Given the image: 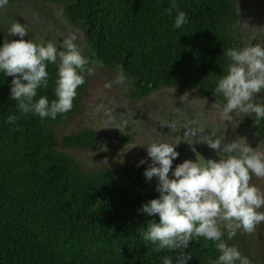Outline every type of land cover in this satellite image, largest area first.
<instances>
[{"label":"trees","instance_id":"16d2710c","mask_svg":"<svg viewBox=\"0 0 264 264\" xmlns=\"http://www.w3.org/2000/svg\"><path fill=\"white\" fill-rule=\"evenodd\" d=\"M42 1L63 7L62 42L34 25L41 40L12 51L0 31V264H264L260 246L201 190L214 182L191 183L217 169H90L70 151L94 146L98 129L58 135L105 71L132 99L167 88L220 104L237 124L229 141L264 153V102L234 74L247 46L238 0ZM74 28L87 51L68 57L61 43ZM261 164L221 170L237 182Z\"/></svg>","mask_w":264,"mask_h":264},{"label":"rangeland","instance_id":"374dc122","mask_svg":"<svg viewBox=\"0 0 264 264\" xmlns=\"http://www.w3.org/2000/svg\"><path fill=\"white\" fill-rule=\"evenodd\" d=\"M243 2L247 4V0H242L241 4H243ZM258 2L259 0H254V4H258ZM58 7H61V10L63 11L61 4H58ZM39 8L41 9L44 7L40 5ZM23 11L25 13V9ZM62 11L61 13L58 11L53 13V25L49 24L48 28L50 30H47L48 28H46L48 32H53L54 35H57L55 40H58V35H60L57 34L56 29H58V26L56 25L59 24ZM7 13H11V11L6 9L4 6H0V16L4 18V20L0 18V23H2L0 24L1 32L9 31V27H11L10 23L7 22L8 19L5 18ZM24 15L25 14H23V16ZM26 29L29 31H25V33L31 37V40L40 39L39 35L34 34L33 36L30 33V30L33 29V26H27ZM69 37L71 38L70 40L61 43L64 48L68 49V57L75 56L76 54L82 55V53L87 51V45L85 41L82 40L77 28L69 30ZM24 40L26 39L19 38L18 36L12 34L10 36H5V42L12 51L22 47V44L25 43ZM99 72L100 74L90 77L87 82L86 96L83 100L86 103L83 106L82 111L71 119V121L66 126V130L61 129L58 132V135L60 136L65 132H76L79 129L75 128V126H77V124L82 121L84 124L82 123L83 125L80 127L81 129L87 127L91 128V126H94L100 130V141L97 145L88 151L77 153L72 151L70 153L84 167H86L84 163L91 169L98 167H123L151 161V158L148 155H152L151 151L140 152L136 150L130 151L128 148L127 150L117 149L116 137L120 134L126 133L147 138L149 131L148 129L152 127L151 124H153V122L156 123L159 118H161L160 123L165 124L169 117L168 114L163 116L164 113L161 114V112H158L160 113V117H153V113L158 111V103H161V106H165L164 108H169L170 105L164 103H167L171 99L173 100V103L179 107L178 111L171 119L175 124L172 126L175 133L179 132L182 125L180 122L184 120L190 119L192 122L202 123L206 119L205 115L199 116L195 110L190 111L189 115L184 113V111L187 109L186 106H196L195 103L200 101L205 103L203 98L194 99V94L192 93L175 90H161L154 92L145 99L136 101L132 105L131 101L125 97L126 91L122 84L123 82L121 83L119 79L114 78L112 74L107 75L105 71ZM195 97L198 96L195 95ZM146 103L157 104L153 107V113L151 112L149 117L144 115V109L146 106L143 105ZM206 109L207 108L205 106H202L203 111ZM216 109L217 107L212 108L210 111V118H214L217 121V125L215 126L216 133L219 134L222 130V126L219 123L225 122L227 127L230 128V132L227 134V136L222 137V140L228 143L231 134L238 131L236 128V121L232 118H228L226 113ZM101 116H103V120H99ZM140 118H143L144 120L140 121ZM241 152L262 162L258 174L251 177L244 183L241 181L238 185V188H240L241 185V190L238 189L239 192L237 190H235V192L233 190L231 191L227 185L220 186L216 189L214 188V192H208L211 194L212 204L216 205L213 208L216 209L218 206H220L218 207L220 210H227V213L230 215V217L236 220L235 227L242 229L244 234H246V238L251 242H256L264 253V153L253 146L243 148L241 149ZM232 157L233 165L238 166L242 163V160L239 158V152H233ZM210 213L212 214V212ZM219 222H222V220ZM212 225L214 228L217 227V225H214V222Z\"/></svg>","mask_w":264,"mask_h":264},{"label":"flooded vegetation","instance_id":"af4514ba","mask_svg":"<svg viewBox=\"0 0 264 264\" xmlns=\"http://www.w3.org/2000/svg\"><path fill=\"white\" fill-rule=\"evenodd\" d=\"M41 1L42 0H17L9 4L10 6H12L10 9L6 6L5 3H1L2 4L1 6H4L6 7V9H9V11H11V13H7L6 15V18L8 19L7 22L10 23L11 27H9V31L1 32L4 35V37L8 35L10 36L12 34L18 36L19 38H25L26 40H24L25 41L24 44L29 42L40 41L41 39L31 40V37L25 33V31H29L26 29L27 26L32 27L36 25L38 28L43 27L44 31H42V34L44 35L46 34L47 37L54 39L55 35L53 34V32H48L47 30H50L48 28L49 24L53 25V20H54L53 13L54 12L56 13L57 11L61 13L62 11L61 7H58V4H52L48 1L47 2L44 1L41 2ZM42 3H45L46 6L40 9L39 6L42 5ZM237 3L240 9V16H241L240 21L246 20L245 26H242V28L245 31L247 46L244 48V52H242V55L240 57V59H243L241 66L236 67L234 74L241 75V78L243 79V86L247 87V89L251 91L255 97L262 99L264 102V0H259L258 4L256 3L254 4V0H247V4H245L244 2L243 4H240V0H238ZM24 9H25V13L23 11ZM23 14L25 15L23 16ZM62 15L63 12L61 16ZM46 28L48 29L46 30ZM32 30H30V33L33 36L34 34L41 36L38 33H32L31 32ZM47 37H45V39H48ZM58 40L59 42L63 41L61 38H58ZM243 75L245 77H243ZM119 81L122 83L120 79ZM124 88L126 91L125 97H127L131 101L132 105L136 101L142 100V99H132L126 87ZM161 90H172V89L163 88L160 89L159 91ZM184 92L187 91L184 90ZM197 98H202V97L201 96L195 97L194 95V99ZM204 100L205 103L201 101L200 102L197 101L198 103H195L196 106H192V105L186 106L187 109L183 111L186 115H189L190 111L195 110L196 113L199 114V116L205 115L206 118L205 121L200 123V122H192L190 121V119L184 120L180 122L182 123V125L178 133H175L172 127L175 124L171 119L179 109V107L173 103V100L170 99V101L164 103V104H169L170 105L169 108H164L165 106H161V103H158L159 105V107H157L158 111L155 113L152 112V109L157 104H152V103L144 104L143 106H146V108L144 109V115L146 117H149L152 112L153 117L157 118L160 117V113L158 112H161V114L164 113L163 116H165L166 114L169 115L168 120L166 121L165 124L160 123L161 118H159V120L156 123L153 122V124H151L152 127L148 129L149 131L147 138L146 137L142 138L141 136L123 133L130 136V140L123 147H121L118 143V139L123 135L120 134L119 136L116 137L117 149L127 150L128 148L130 151H134V150L140 152L151 151L152 155L148 154L149 157L151 158V161L140 163V165L142 164L150 165V167H155L156 169L164 168L166 164L170 161H179L181 166L183 165L182 166L183 169L186 168L185 165L188 164V162L193 163L196 168L199 167L202 170L203 168L217 169L216 173L211 172L210 175L204 174L203 171L200 172L198 175L196 174L192 175L191 178L193 180L191 181V183L195 186V189L201 188L202 184H206L207 179H209L212 181L210 183L214 182L215 186H213L212 189H208V191L214 192L213 190L214 188L216 189L220 186L227 185L229 189L232 187L234 192L235 190L239 192L238 189L241 188V185L240 188H238L239 183L241 181L244 183L245 181L248 180L247 179L248 177L245 178L244 175L243 180L241 181L239 180L237 182L234 181L233 179L231 181H227V174L221 169H228L230 171L229 175L231 176V174L234 172L233 169L240 165L239 164L238 166H235L232 164L233 152H239V158L242 161L249 162V165H251L252 160H257V159L249 157L241 152V149L246 148V146L243 144L244 143L243 140L240 142V141H235L233 139L228 143L222 140V137H226L227 134L230 132V128L227 127V124L225 122L219 123L222 126V130L221 133L219 134L216 133L215 126L217 125L216 124L217 121L214 118L212 119L210 118L211 115L210 111L212 110L213 107H217V109H219V111L223 113H226V111L223 108L219 107L221 106L220 104L212 103L211 100L209 99H204ZM202 106H205L207 109L203 111ZM227 117L230 118L228 114ZM99 120H103V116H101ZM143 120H144L143 118H140V121ZM82 123L84 124V122L82 121L78 123L77 126H75V128L79 129L77 131L81 130L80 127L83 125ZM91 129H97V128L91 126ZM96 131L98 132V134H97V143L95 145H97L100 141V130H96ZM231 136H233V134H231ZM94 146L88 148L86 151L90 150ZM72 151L73 150H71L70 152ZM84 165L87 167L85 163ZM260 168H261L260 165H257L256 170H253L254 175L258 174ZM181 169H182L181 167L178 168L177 172H181ZM197 179L199 181H197ZM218 181H221L223 183L220 184ZM201 190L206 192V194L211 198V194L207 191V188L202 187Z\"/></svg>","mask_w":264,"mask_h":264},{"label":"bare ground","instance_id":"6f19581e","mask_svg":"<svg viewBox=\"0 0 264 264\" xmlns=\"http://www.w3.org/2000/svg\"><path fill=\"white\" fill-rule=\"evenodd\" d=\"M214 166V165H213ZM80 228V227H79ZM106 260V259H105Z\"/></svg>","mask_w":264,"mask_h":264}]
</instances>
